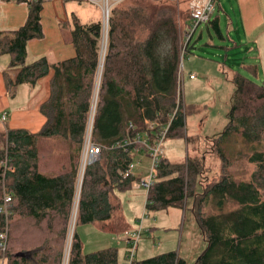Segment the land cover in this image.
Here are the masks:
<instances>
[{
  "label": "trees",
  "instance_id": "obj_1",
  "mask_svg": "<svg viewBox=\"0 0 264 264\" xmlns=\"http://www.w3.org/2000/svg\"><path fill=\"white\" fill-rule=\"evenodd\" d=\"M155 2L128 0L112 9L91 133L93 142L101 149V160L84 172L76 226L111 219L115 207L110 203V195L113 189L125 191L130 187L131 179H123L120 173L132 161L130 152L137 145L124 147L123 143L145 132L151 138L154 136L146 129L145 120L164 124L177 109L167 137L184 136L185 116L190 108L183 106L180 94L176 107L184 32L177 25L175 10ZM42 4L39 0L28 1L25 24L16 31L0 32V55L10 58L4 73L9 94L13 95L20 85L35 86L53 72L49 97L39 108L45 118L40 130L30 133L10 129L5 123V132L0 135L4 146L0 149V189L4 186L11 197L9 216V212H0V234L6 232L0 261L5 264H61L101 60L100 20L81 23L74 17L69 37L75 55L55 64H49L45 57L27 64L28 41L43 36ZM205 27L224 39L218 16H212ZM242 67L253 75L257 73L256 65ZM231 83L235 89L227 124L210 141L211 154L222 163L219 179L209 181L204 158L188 156L185 163L175 164L161 156L155 183L146 197L145 209L149 212L169 207L184 209L186 202L191 201L190 211L205 244L192 264H264V78L257 85L236 73ZM230 137L247 148L242 157L254 166L248 180H235L227 172L230 158L223 144ZM56 140L73 148L60 160L51 157L54 151L49 150V157L55 159L53 166H59L51 171L44 167L43 150L45 143ZM4 162L12 171L4 169ZM14 216L31 220L36 228L45 224L44 231L36 229L31 235V239L39 240L38 246L14 250L16 238L13 242L10 239ZM55 245L58 250H54ZM19 253L25 256L17 257ZM67 264H118L117 250L106 248L85 254L74 232ZM134 264L189 263L170 251L136 260Z\"/></svg>",
  "mask_w": 264,
  "mask_h": 264
},
{
  "label": "rangeland",
  "instance_id": "obj_2",
  "mask_svg": "<svg viewBox=\"0 0 264 264\" xmlns=\"http://www.w3.org/2000/svg\"><path fill=\"white\" fill-rule=\"evenodd\" d=\"M76 1L77 0H73V2L71 1L68 4L72 5L74 8L73 11L82 22H88L90 20L98 21L101 19L100 6L98 7L97 5L91 4L86 0H82L81 2ZM126 1L128 0H117V3L114 4L113 8L119 7ZM188 2L189 0H156L155 4L159 6L172 7L176 13L175 20L177 25L182 31L181 28H184L185 20H187L189 17ZM236 6V0H217L218 10L216 9L213 16L219 17V26L221 27L224 39H220L215 34V32H213V30L208 32L205 25H202L199 26L193 34L187 51L185 50L181 53L179 70L182 71L183 69L185 78L188 79V73H190V75H192L194 78V80L185 79L184 81H181L180 78H178V91L181 95L183 106L190 108V111L185 116V129L183 138L178 139L174 137H166L162 144L161 155L175 164L185 163L188 156L204 158L207 175L209 176L210 182L219 179V175L221 173L222 163L216 156L211 154L210 141L213 136L221 133L227 124V114L230 109V100L235 89L231 83L233 75L239 73L257 85H260L264 78V35L261 34V32H258L257 34L263 36L262 39L260 37L258 38V42L252 40L250 43H244V45L242 44L236 46L238 41L235 35L232 33V31L227 29L228 25L225 20V13H228L229 9L232 8H234V10L238 13ZM189 24L190 20L187 22V26L185 27L188 28ZM187 28H184V31L187 30ZM260 43L261 48L258 47ZM104 55L105 54L102 55L103 61ZM33 61H35L34 58L31 60V58L28 56L26 63L30 64ZM254 63L258 65L256 75L251 74L242 67L244 65H251ZM100 64L101 65L99 66L95 83L96 89L95 92L93 90L94 97L92 94L87 120L91 114V110L93 111V107L96 109V90L99 89L100 86L101 78H99V75L102 73L103 68L102 63ZM32 89L33 87L30 85H25L24 87L21 85L16 87L17 94L13 100L14 106H17L18 108L27 107L31 109V107L34 105V99L37 98L36 96L31 97L32 94L29 90ZM8 111L11 110L9 109ZM4 127V125H0V135L5 132ZM84 137L83 141L85 139ZM235 139L230 137L228 141L223 144L224 147L227 148L230 158L227 172L235 180H248L254 171V166L249 164L247 159L242 157V153L247 154V148L244 147L243 144L241 145L235 143ZM91 141H93L92 136ZM44 147V167H48L47 170H49V168L50 170H57L59 166H53L55 159H51L49 157V150L54 151V154L51 157L55 158L57 156V159L60 160L65 154L69 152V150H72L73 145H69L64 141L62 143L60 140H56L53 143L50 141L45 143ZM3 148L4 146L0 137V149ZM100 160L97 162H100ZM134 160L139 161V165L141 163V166L146 168L144 172L145 175L149 167L150 160L144 151L141 150L136 155ZM79 190L81 191V183H78L77 169L75 193H78L76 195V203H78L80 197ZM4 193H7L6 188L2 186V190L0 189V201L2 203ZM131 195H133V192L129 194V196ZM262 195L264 197V190H262ZM128 201L129 200L122 201V209L124 212V219H127L130 222L131 213L130 211L128 213L126 210ZM189 206V201H187L184 211L181 208L169 207L163 211L149 213L150 219L148 218L144 221L140 239L138 240L137 247L135 248V260L139 256L143 258L155 256L160 251L169 249L167 247H172V249L176 252L181 249V251L183 250L186 255H194V251H198L200 254L205 248V244L202 241L200 232L188 210ZM6 209L9 212L7 216H9V206H6ZM206 211L209 212L210 209L206 208ZM146 212L149 211L146 210ZM126 213H128L129 216ZM139 215L138 221L134 224V226H137V229L140 226L139 220L141 214ZM75 218L76 212L75 210H72V214L67 226V235L63 246L61 264H64L65 258L68 257L69 245L71 244L72 235L74 232L82 235V238L85 242L84 251L87 253L109 247L115 248L117 251L122 250L124 237L128 231L125 232V230H123L120 221H118L116 217H112L111 222L106 223L103 228H100L98 225H94L95 227L93 225L91 227L76 226ZM144 218H146V213ZM153 220H156L157 225L159 222L161 225L154 227L156 224H152ZM129 222L128 224L130 225ZM149 226L155 228V236H150V240H148L149 235L147 232H145V229L149 230ZM12 227L14 233H10L12 235L10 236V239H12L13 242V238H16V243H14L15 245L12 244L14 250L21 248L28 249L30 247L38 246L39 240L35 241V237L31 239V235H34L35 232H37L36 229L41 230V232L45 230V224L39 225L38 228H36L35 224L31 220H20L18 216H14ZM59 229H61V226ZM21 230L22 233H20ZM39 234L40 232L38 235ZM12 242L10 241V244ZM148 243L151 244L149 245ZM55 248H57L56 245ZM67 248L68 251H66ZM54 250H58V248ZM123 251L125 254L127 253V249L125 250L124 248ZM199 254H197L196 257ZM2 255H4L3 252ZM196 257L194 260H187V262L189 264L194 263ZM30 260L32 261V259ZM0 264H4V261L1 260ZM31 264L33 263L31 262Z\"/></svg>",
  "mask_w": 264,
  "mask_h": 264
},
{
  "label": "crops",
  "instance_id": "obj_3",
  "mask_svg": "<svg viewBox=\"0 0 264 264\" xmlns=\"http://www.w3.org/2000/svg\"><path fill=\"white\" fill-rule=\"evenodd\" d=\"M71 1L73 2V0H67V1L50 0L47 2H43L40 13L41 16L40 24H41L43 36L40 39H32L28 41L27 58L29 56L31 60H33V58L34 60H37L40 57H45L49 64H55L67 60L69 58H72L75 55V50L73 45L70 43V37H69V32L71 29L70 24L72 18L74 17L77 18L81 23H89L90 21H94V20H90L88 22H82L80 18H78L75 12L73 11L74 8L72 7V5L68 4ZM81 1L82 0H77L76 2H81ZM236 2H237L236 8L238 13L234 10V8L229 9V12L225 13L226 16L225 20L228 25L227 29L232 31V33L235 35L238 41V44H236V46L242 44L244 45V43H250L252 42V40L258 42V38L260 37L262 39L263 36L257 33L261 32V34L264 35V0H236ZM27 16H28L27 3L13 2L12 0H0V32L1 33L18 30L21 26L25 24L27 20ZM187 22H189V18L185 20V26H187ZM182 26H183V22H182ZM185 26L184 28L186 29L187 27ZM184 28L183 27L181 28L182 31H184ZM258 47L261 48V43ZM2 56H5L6 58ZM9 62H10L9 56L0 55V116L2 114L7 115V121L5 123L10 129H24L30 133H35L40 130V128L43 126L45 122V118L41 115L39 108L42 105V103L45 102L49 97V93H50L49 83L53 72L50 71L49 74L43 77L42 79H40L35 86H31L33 87L32 90H29L30 93L32 94L31 97L33 96L37 97L34 99L33 107H31V109L27 107L18 108L13 104L14 102L13 100L17 94L16 89L14 90V94L11 95L9 94L6 88V82H5L6 78L4 73L7 72L8 70ZM251 65H256V64L254 63ZM256 66L258 69V65ZM188 74L189 75L187 79L185 78L182 69V71L179 72L178 77L180 78L181 81H184L185 79L194 80V78L189 77L190 73ZM25 85L28 84H24L22 86L24 87ZM9 109L11 111H8ZM0 125L3 124L0 123ZM141 165L142 164L140 163V165L135 170L136 175H144L146 168H144V166ZM131 192H133V195L129 196ZM146 196L147 194L143 189L133 188L131 186V182H130V187L127 190L119 191L117 189H113L110 195V203L115 207L112 217H116V219L120 221L122 228L123 230H125V232L128 231L127 234L124 233L125 237L123 241L122 250L117 251L118 264H124L125 252L123 251V249L125 248L126 250L128 236L137 229V226H134V224L138 221L140 216L139 214H141V217L143 216V220L141 223V227H142L144 221L147 220L148 218L150 219L149 213H155V212H146L145 210ZM124 200H129L127 202L128 204L126 205V210L128 211V213L129 211L131 213L130 222L127 219H124L123 217L124 212L122 209V201ZM189 204L191 205V201H189ZM184 210L185 207L183 211ZM188 210L192 216V213L190 211V206L188 207ZM159 211H163V210H159ZM128 213L126 214L128 215ZM145 213H146V218H144ZM192 219L194 220L193 216ZM110 222L111 219L104 222L96 221L94 223L79 225V226L91 227L92 225L93 226L98 225L100 226V228H103V226L106 225V223H110ZM128 222L130 223V225L128 224ZM152 224L155 225L156 220H153ZM160 225L161 223L159 222L158 225L156 224L154 227L156 226L158 227ZM154 227L149 226L148 228L149 230L145 229V232H147V234L149 235L148 240H150V236L152 237L155 236ZM78 236L82 242V251L83 253L86 254L87 252L84 251L85 242L82 238V235L78 234ZM148 244L150 245L151 243ZM167 248L169 249H166L165 251L164 250L160 251L158 254L174 251L172 247L171 248L167 247ZM194 252H195L194 255H186V253L183 250L181 251V249H179V251L176 253L178 254L179 257L183 258L187 262V260H194L196 255L199 254L198 251H194ZM143 259H146V257L143 258L139 256L136 258V260H143Z\"/></svg>",
  "mask_w": 264,
  "mask_h": 264
},
{
  "label": "built area",
  "instance_id": "obj_4",
  "mask_svg": "<svg viewBox=\"0 0 264 264\" xmlns=\"http://www.w3.org/2000/svg\"><path fill=\"white\" fill-rule=\"evenodd\" d=\"M12 1L27 3L28 1H32V0H12ZM39 1L43 3V2L50 1V0H39ZM63 1H67V0H63ZM86 1H88L91 4L97 5L98 7L100 6L101 39H100V44H99V47H100L99 52L100 54L101 53L105 54L106 48H107V38H108V32H109L110 15H111L114 4L117 3V0H86ZM216 9H217V0H189L188 11H189V16H190L189 18L190 24L187 30L184 31V36L182 38L183 40L182 52L185 51L186 46L190 43L192 36L195 33L196 29L199 26L206 25L209 22V20L212 18ZM179 72L180 70L178 71V74ZM189 77L193 78L192 75H190ZM99 78H101V74L99 75ZM93 97H94V94H93ZM97 97H98V89L96 90L95 100L97 99ZM179 103L180 101H179V91H178L177 98H176L177 108L179 107ZM176 110L177 109H175L172 112V114L169 116V120L164 124H160L158 122H153V121H148V120L144 121V124L148 132L154 135L152 138L148 136V134L145 132L143 134L136 135V137L133 140H127L126 142L123 143L124 147L130 146L135 143L137 145L133 147L130 152L132 156V161L128 164V166L124 169V171L120 173V175L123 179H131V186L133 188L143 189L146 192V194H148L150 188L155 183L156 176H157V169L159 165V159L162 156L161 155L162 144L167 137L168 128L170 126L171 120L173 119L176 113ZM94 111H95V107H93V111L91 110V114L89 115V118L87 120L86 129H85V137H84L85 139L82 144L80 161L78 165V183H81V184H82V179H83V175H84L86 168L96 163L101 158L100 147H98L93 141H91ZM6 121H7V115L2 114L0 116V123L4 124ZM141 150H143L144 153L147 155L148 159L150 160V164H149V167L145 175H136L135 170L137 169V166L139 165V161L134 160V158ZM3 167L4 169L12 171L11 168L9 167L7 168L5 162L3 163ZM79 194H80V190H79ZM10 201H11V197L8 194L4 193L3 203L0 207L1 213H4V214L8 213L6 206L9 205ZM77 207H78V203H75V201H73L72 210H75L76 212ZM142 217L139 220L140 221L139 228L135 230L134 232H132L127 238V246H126L127 253L125 254L124 264H134L136 261L135 260V248L137 247L138 240L140 239V235L142 231V227H141V223L143 220ZM5 239H6V232H3L0 234V240H1L0 247L3 251L5 249V242H4ZM66 251H68V248ZM67 260H68V257H66L64 260L65 264H67Z\"/></svg>",
  "mask_w": 264,
  "mask_h": 264
},
{
  "label": "bare ground",
  "instance_id": "obj_5",
  "mask_svg": "<svg viewBox=\"0 0 264 264\" xmlns=\"http://www.w3.org/2000/svg\"><path fill=\"white\" fill-rule=\"evenodd\" d=\"M102 55H103V53H101V60H100V63H102V65H103V62H102V61H103V59H102ZM100 65H101V64H100ZM77 193H78V192H76V195H77ZM78 202H79V200H78ZM75 203H76V198H75ZM64 264H65V263H64Z\"/></svg>",
  "mask_w": 264,
  "mask_h": 264
},
{
  "label": "water",
  "instance_id": "obj_6",
  "mask_svg": "<svg viewBox=\"0 0 264 264\" xmlns=\"http://www.w3.org/2000/svg\"><path fill=\"white\" fill-rule=\"evenodd\" d=\"M16 256H17V257H23V256H25V254H24V253H19V254H17Z\"/></svg>",
  "mask_w": 264,
  "mask_h": 264
}]
</instances>
